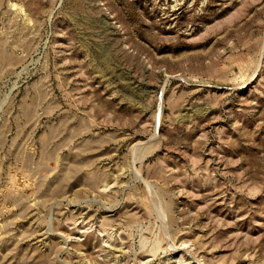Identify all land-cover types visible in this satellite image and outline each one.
<instances>
[{"label": "rangeland", "instance_id": "rangeland-1", "mask_svg": "<svg viewBox=\"0 0 264 264\" xmlns=\"http://www.w3.org/2000/svg\"><path fill=\"white\" fill-rule=\"evenodd\" d=\"M0 264H264V0H0Z\"/></svg>", "mask_w": 264, "mask_h": 264}]
</instances>
